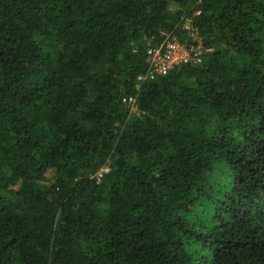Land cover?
<instances>
[{"label":"trees","instance_id":"obj_1","mask_svg":"<svg viewBox=\"0 0 264 264\" xmlns=\"http://www.w3.org/2000/svg\"><path fill=\"white\" fill-rule=\"evenodd\" d=\"M0 264H264V0H0Z\"/></svg>","mask_w":264,"mask_h":264},{"label":"built area","instance_id":"obj_2","mask_svg":"<svg viewBox=\"0 0 264 264\" xmlns=\"http://www.w3.org/2000/svg\"><path fill=\"white\" fill-rule=\"evenodd\" d=\"M185 27L191 28V21H187ZM206 51L200 41L197 45L188 46L182 43L173 33H166L160 45L148 49L147 61L149 68L146 73L138 76V79L141 81L154 79L158 76L167 75L174 67L183 63L201 62L203 53ZM123 101L133 110L135 109L136 99L134 97L124 98ZM107 170L108 168L103 167L99 175Z\"/></svg>","mask_w":264,"mask_h":264},{"label":"rangeland","instance_id":"obj_3","mask_svg":"<svg viewBox=\"0 0 264 264\" xmlns=\"http://www.w3.org/2000/svg\"><path fill=\"white\" fill-rule=\"evenodd\" d=\"M174 6V7H173ZM172 8H175V5H173ZM189 25V23H188ZM109 166L108 165H105V168H108ZM47 178L50 180L52 179V177L55 175V170L54 169H50L48 172H47Z\"/></svg>","mask_w":264,"mask_h":264}]
</instances>
